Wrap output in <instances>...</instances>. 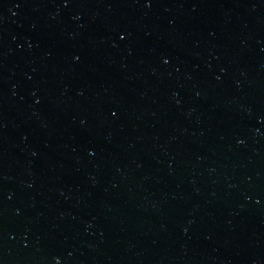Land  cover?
Here are the masks:
<instances>
[{
	"label": "water",
	"instance_id": "obj_1",
	"mask_svg": "<svg viewBox=\"0 0 264 264\" xmlns=\"http://www.w3.org/2000/svg\"><path fill=\"white\" fill-rule=\"evenodd\" d=\"M0 264H264V0H0Z\"/></svg>",
	"mask_w": 264,
	"mask_h": 264
}]
</instances>
